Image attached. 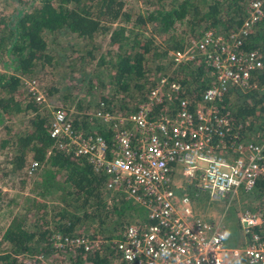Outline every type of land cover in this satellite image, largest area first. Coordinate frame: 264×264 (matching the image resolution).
<instances>
[{
	"label": "trees",
	"instance_id": "16d2710c",
	"mask_svg": "<svg viewBox=\"0 0 264 264\" xmlns=\"http://www.w3.org/2000/svg\"><path fill=\"white\" fill-rule=\"evenodd\" d=\"M10 2V9L0 7V151L5 154L0 159V212L12 202L8 181L28 187L26 201L12 202L15 207L6 225L0 223V264H121L112 241L128 223L146 219L145 208L108 187L109 175L87 156L54 145L48 133L49 108L26 91L24 78H34L74 128L98 134L109 144L115 118L103 120L93 110L113 116L133 111L158 77L169 71V81L175 79L181 86L172 91L164 85L169 97L155 110L162 104L176 107L180 97L198 99L212 78L203 51H194V57L177 68L170 51L183 49L205 30L227 35L245 17L248 0H146L141 8H125L124 0ZM16 4L28 8L19 12ZM59 32L67 39L57 53ZM252 48L263 66L251 78L264 83V13L242 38L240 49ZM54 65L60 72L58 82L43 81L42 70ZM237 90L232 94L242 99L233 109L226 95L223 98L230 117L252 116L264 91ZM30 159L37 166L27 175ZM251 189L257 203L256 209H248L264 215V175ZM54 233L61 242L73 236L96 240V247L54 246ZM239 263L247 264L243 259Z\"/></svg>",
	"mask_w": 264,
	"mask_h": 264
},
{
	"label": "built area",
	"instance_id": "2783aa9c",
	"mask_svg": "<svg viewBox=\"0 0 264 264\" xmlns=\"http://www.w3.org/2000/svg\"><path fill=\"white\" fill-rule=\"evenodd\" d=\"M263 4L264 0H248L245 17L227 35L205 30L183 49L170 51L173 68L192 59L194 51H203L212 78L198 99L180 97L176 107L162 104L155 110V105L169 97L164 85L172 91L181 86L175 79L169 81V71L158 77L146 99L126 115L116 118L95 108L93 115L122 122L109 144L98 134L74 128L63 108H49L48 133L54 145L87 156L96 169L109 175L108 187L125 192L146 210V219L128 223L112 241L121 264H235L241 259L247 264H264V215L260 210L237 211L245 239L241 247L226 248L222 229L195 212L193 199L200 190L213 199L238 188L249 190L264 175V123L255 131L256 140L245 141L242 133L249 120L231 118L223 102L233 90L264 91V83L251 78L263 66L259 52L240 49L243 36L263 15ZM25 84L36 102L48 106L34 78ZM223 151L231 153L230 157ZM36 166V160H28L26 174L31 175ZM177 167L185 184L173 182ZM192 191L196 192L193 196ZM61 240L58 233L52 235L54 246L96 247V240L82 236Z\"/></svg>",
	"mask_w": 264,
	"mask_h": 264
},
{
	"label": "rangeland",
	"instance_id": "374dc122",
	"mask_svg": "<svg viewBox=\"0 0 264 264\" xmlns=\"http://www.w3.org/2000/svg\"><path fill=\"white\" fill-rule=\"evenodd\" d=\"M124 1L125 2H124L123 6L125 8H132V7H140L141 8L142 5H144V1H146V0H124ZM2 6H4L5 9H10L13 6V4L10 2V0H7V1L0 0V7L2 8ZM15 8L17 11L20 12L23 9H27L28 6L16 4ZM15 13H16V11H15ZM59 34H60V36H59L60 38L56 40L57 41L56 45H58L57 53L59 51H61L60 46L64 45L66 43L65 39H67V34H65L63 32H59ZM99 37H100V39H99L100 45L102 46L105 43L106 36L103 34L102 36H99ZM59 44H61V45L59 46ZM4 60H7V59L5 58ZM5 62H7V61H4V63ZM4 67H6V65H4ZM8 68H10V67H8ZM46 69L42 70L43 76L42 75L41 76H42L43 81L48 82L49 80H54V81L58 82V80H56V79H59V73H60V72L58 73V71H57L58 66H56V65H54L53 67L48 66ZM28 79H30V78L29 77L24 78V87L26 86L25 83ZM57 82H54V83H57ZM37 84H38V82H37ZM231 96H233L232 97L233 101H231V104L237 103L242 99V98H239L238 96L236 97L235 94H232ZM45 97H46V103H48V106L45 104H44V106H46L47 108L56 107V106H54V104H52L48 100L47 96H45ZM257 104L261 108L255 109V111L256 110H258V111L251 118V121H249L250 127L248 126V128H246L244 130L243 135L245 136V138L253 135L255 133L256 128H258L264 122V107L262 106V105H264V98H263L262 102H258ZM118 117H122V115H119V116L117 115L116 118H118ZM19 118L20 117H17L14 119L18 120ZM121 124H122V122L117 123L115 121V128H117ZM223 152H225V151H223ZM225 154H227L228 157H230V155H231V153H229V152H227V153L225 152ZM4 155L5 154L3 152H1L0 153V159L5 158ZM172 179L174 180L173 182L176 184H178V183L185 184V180H184L181 172L178 171V167H177V169H175L174 173H172ZM5 185L7 186L8 197L13 203H15V204H21L22 203L23 204L26 201L25 200V195H26L25 191H26V185L28 187V183L27 184L24 183V184H22L23 185L22 186L21 183L19 185V182L17 184L16 181H8V183H6ZM239 190H241L240 193L238 192ZM187 191H190V189H187ZM200 191H201V195H203L202 197H199V195H194V196H193V194H191V195L193 196L194 201L195 202L197 201L198 207L201 205L200 207H202L203 210H205L204 208L208 206L209 209H214V210H216L215 213L221 215L220 220H218V219H216V220L215 219H209V220L216 223L222 229V231L224 233V246L226 248L241 247L242 242H243V238H244V234L241 232L240 226L238 224V219H237V211L238 210L236 211L235 209L232 208V202L236 201L235 207H237V208L245 207V208H250V209H256V208H254V206L256 205L257 201L255 200V198H253V194L251 193L252 189L250 188L249 190H243L241 188H238L235 192L227 193L224 196L220 197L219 199H213V198H211V196L207 192L202 191V190H200ZM176 192L180 193L179 190H177ZM12 202L7 203V207H5V208L3 207L5 209L4 211H2L3 213L0 212V223L5 218V216L7 219H8V217H10V214L12 213L11 210L14 209V207H15L14 205H11V204H13ZM201 203L204 204V206ZM217 203L219 204L220 208L216 206ZM213 207H215V208H213ZM228 234H229V236H228Z\"/></svg>",
	"mask_w": 264,
	"mask_h": 264
},
{
	"label": "crops",
	"instance_id": "0c3cea01",
	"mask_svg": "<svg viewBox=\"0 0 264 264\" xmlns=\"http://www.w3.org/2000/svg\"><path fill=\"white\" fill-rule=\"evenodd\" d=\"M231 94H232V92H231V93H227V95H226V99H227V103H226V104H227V105H228L229 102L231 103V101H233V99H232L233 96H231ZM234 105H235V104H231V106H229V107L233 109ZM260 108H261V107H260L258 104H256L255 109H260ZM257 111H258V110H256L252 116H246V117L243 118V119H248V120H249V118L251 119V118L255 115V113H256ZM247 117H249V118H247ZM243 119H236V120H238V121H242ZM263 123H264V122H263ZM263 123H262V124H263ZM262 124H261V125H262ZM261 125H260L258 128H256V130L259 129V128L261 127ZM249 127H250V126H249ZM247 128H248V127H247ZM245 129H246V128H245ZM245 129H243V133H242V136H243L242 138H243L245 141H248V140H256V139H257V137L255 136V133H254L253 135H251V136L245 138V136L243 135ZM249 129H250V128H249ZM256 130H255V131H256ZM238 192L240 193L241 190H239ZM194 193H196V192H195V191H192L190 194H194ZM204 194H205V193H204ZM196 195H199V197H202V196H203V195H201V191H197V194H196ZM235 202H236V201H235ZM235 202H234V201L232 202V208L235 209L236 211L239 210V209L245 208V207H242V208H237V207H235V206H236ZM201 204H202V203H201ZM197 205H198L197 201L194 202V209H195V212H196L197 214H200L201 216H203V217L206 218V219H215V220L218 219V220H220L221 215L215 213L216 210H214V209H209L208 206L204 208L205 210H203V208L200 207L201 205H200L199 207H198ZM202 205L204 206V204H202ZM216 206L219 207V204L217 203ZM213 208H215V207H213ZM219 208H220V207H219ZM5 219H6V220H5ZM8 219H9V217H8ZM8 219H7L6 216H5V218L2 220L1 225L3 224V227L6 225ZM4 220H5V221H4ZM230 234H231V233H230ZM228 236H229V234H228ZM244 239H245V237L243 238V242H244ZM243 242H242V244H243ZM239 262H240V261H236L235 264H240Z\"/></svg>",
	"mask_w": 264,
	"mask_h": 264
}]
</instances>
